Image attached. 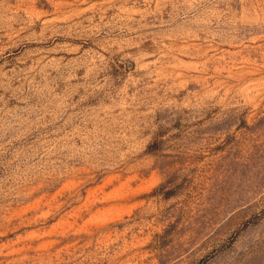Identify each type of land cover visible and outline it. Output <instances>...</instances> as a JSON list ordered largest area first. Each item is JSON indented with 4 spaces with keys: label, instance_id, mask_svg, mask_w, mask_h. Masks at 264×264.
Wrapping results in <instances>:
<instances>
[{
    "label": "rangeland",
    "instance_id": "1",
    "mask_svg": "<svg viewBox=\"0 0 264 264\" xmlns=\"http://www.w3.org/2000/svg\"><path fill=\"white\" fill-rule=\"evenodd\" d=\"M0 264H264V0H0Z\"/></svg>",
    "mask_w": 264,
    "mask_h": 264
}]
</instances>
